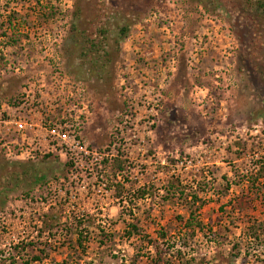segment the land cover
Returning <instances> with one entry per match:
<instances>
[{
    "label": "rangeland",
    "instance_id": "rangeland-1",
    "mask_svg": "<svg viewBox=\"0 0 264 264\" xmlns=\"http://www.w3.org/2000/svg\"><path fill=\"white\" fill-rule=\"evenodd\" d=\"M260 3L0 0V264H264Z\"/></svg>",
    "mask_w": 264,
    "mask_h": 264
},
{
    "label": "trees",
    "instance_id": "trees-1",
    "mask_svg": "<svg viewBox=\"0 0 264 264\" xmlns=\"http://www.w3.org/2000/svg\"><path fill=\"white\" fill-rule=\"evenodd\" d=\"M260 5L262 6V8H264V3H260ZM119 32H120L119 33L120 38L124 39L125 37L128 36L129 27H125V28L121 29ZM33 176H34V182L35 183L41 182L45 178V177H40L38 174H35V175L33 174ZM260 180H264V172L262 173V171H261L260 175H257L255 182L258 183V182H260ZM177 186L178 185L175 183H173L170 186L172 189L167 190L168 198L178 200L181 202H186L187 199H189V197H190L189 193H187V191L182 187V185H179L178 188H177ZM149 191L147 190V192H148L147 194H149ZM145 192H146V189H145V191H141V193H143L142 196H144V197L146 196V194L144 195ZM2 194L3 193H0V196ZM185 199H186V201H185ZM194 199L196 200L197 196L194 195ZM181 220H182L181 222L183 225V227H182L183 231L179 233V237H182V238H184V237H195L196 234L205 230L204 223L202 221H199V219L196 218V215L193 212L191 213L189 219H185V220L181 219ZM57 225H58V222L53 219L52 226H50V227L55 228ZM47 226H48V224H47ZM132 228L135 230V232H138L136 227H132ZM76 231H77V229H76ZM77 234H78V231H77ZM131 234H133V233H131ZM160 235H161V237H167V234L162 233ZM78 236L81 237V238H79V245L83 246L82 245V234L80 233ZM255 237H258V236L255 235ZM155 248L157 249V247H155ZM52 264H61V263H52ZM62 264H67V263H62Z\"/></svg>",
    "mask_w": 264,
    "mask_h": 264
},
{
    "label": "built area",
    "instance_id": "built-area-1",
    "mask_svg": "<svg viewBox=\"0 0 264 264\" xmlns=\"http://www.w3.org/2000/svg\"><path fill=\"white\" fill-rule=\"evenodd\" d=\"M21 129H23V126H20Z\"/></svg>",
    "mask_w": 264,
    "mask_h": 264
}]
</instances>
